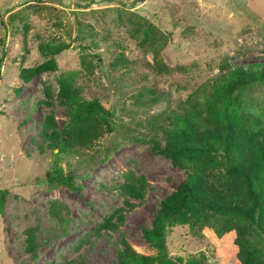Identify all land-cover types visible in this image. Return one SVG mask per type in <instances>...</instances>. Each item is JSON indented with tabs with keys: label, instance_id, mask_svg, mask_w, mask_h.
I'll list each match as a JSON object with an SVG mask.
<instances>
[{
	"label": "rangeland",
	"instance_id": "rangeland-1",
	"mask_svg": "<svg viewBox=\"0 0 264 264\" xmlns=\"http://www.w3.org/2000/svg\"><path fill=\"white\" fill-rule=\"evenodd\" d=\"M49 42L67 44L58 69L24 80L25 68L46 59L42 46ZM3 55L0 264H117L124 241L135 254L156 257L142 228L152 227L161 201L188 178L164 152L176 115L197 89L214 90L225 65L264 61V0H0ZM60 81L112 110L115 129L96 121L100 133L91 147L62 153L52 145L53 128L45 124L54 118L62 130L68 121ZM236 95L250 120L236 131L238 153L262 176L264 82ZM208 126L219 135L226 124L220 117ZM221 152L201 163L218 185L209 196L236 185L233 197L248 206L246 187ZM56 165L72 172L75 188L49 182ZM130 174L145 177L144 197L121 189ZM213 229L240 238L253 254L223 256L226 241ZM167 247L176 264L200 253L206 264H264L257 224L205 206L169 227Z\"/></svg>",
	"mask_w": 264,
	"mask_h": 264
},
{
	"label": "trees",
	"instance_id": "trees-1",
	"mask_svg": "<svg viewBox=\"0 0 264 264\" xmlns=\"http://www.w3.org/2000/svg\"><path fill=\"white\" fill-rule=\"evenodd\" d=\"M66 46L67 44L64 43L44 44L42 53L46 59L25 68L22 71L23 79L29 81L37 74L58 69L57 55ZM3 60L4 55L0 58V81ZM225 68L227 71L218 78L214 90L201 87L192 93L187 101L188 105L185 106V112L176 115L174 128L170 130L173 140L167 144L164 152L176 165L185 168L188 178L161 201L160 210L155 216L152 227L142 228L145 239L159 250V255L153 257L135 254L133 248L124 241L125 247L120 251L117 264H156V262L176 264L175 260L168 256V229L175 224L188 221L190 214L204 206L220 213L242 215L250 224H257L264 232V178H262L264 175L258 176L251 168L249 155L239 156V138L236 133L239 125L248 115L247 108L243 107L236 94L250 85L264 82V61L252 62L248 65L227 64ZM60 82L59 99L65 108L68 121L62 130L57 127L54 118L50 119L49 124H45L46 131L50 127L53 128L50 133L54 138L52 145L59 147L62 153L76 144L91 147L100 133L96 121L104 125L108 132L115 129L112 110L103 106L97 99L85 98L80 90L70 87L68 81ZM152 94L155 100L159 99L160 96ZM220 117L226 127L217 135L210 130L208 121ZM218 152L224 154L231 176L246 187L250 203L248 206L233 197L236 185L235 187L231 185L230 189L226 188L228 191L223 189L216 193L217 195L209 196L216 191L218 185L215 186L204 174L201 163L203 160L215 159ZM204 157L206 158L203 159ZM47 179L56 185L69 184L75 188L74 183L71 182L72 172L58 165L47 174ZM146 186L145 177H137L133 174H130L120 185L124 192L137 198L144 197ZM211 233L226 241L221 252L223 256L227 257L233 251L253 254V249L247 243L232 236L231 233L227 237L220 229H213ZM176 261L177 264H206L203 253L197 257H178Z\"/></svg>",
	"mask_w": 264,
	"mask_h": 264
}]
</instances>
